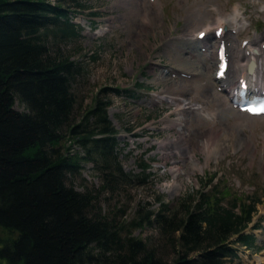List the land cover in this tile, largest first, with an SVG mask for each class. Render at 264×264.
<instances>
[{
    "label": "rangeland",
    "instance_id": "obj_1",
    "mask_svg": "<svg viewBox=\"0 0 264 264\" xmlns=\"http://www.w3.org/2000/svg\"><path fill=\"white\" fill-rule=\"evenodd\" d=\"M60 4L70 12L68 20L76 35L62 38L48 30L44 37L52 54L67 57L80 70L71 83L74 116L91 107L94 98L109 102L106 115L116 131L117 162L128 176L118 179L112 193L103 190L98 195L101 214L124 224L132 236L146 241L169 263L172 250L158 229L146 225L134 229L130 222L144 220L147 212L155 213L161 205L169 216L179 202L191 203L198 193H223L222 205L256 198V213L244 231L253 236L252 246L234 244L236 257L226 258L223 264H264V116L237 112L217 90L215 66L209 68L205 48L200 47L212 44V35L197 44L188 41L195 40V33L207 24L213 28L218 18H224L236 48L260 39L264 0H61ZM234 9L238 31H232ZM241 41L247 44L242 46ZM172 71L177 75L184 71L188 78L176 75L179 78L170 81L166 75ZM232 75L229 72L228 77L235 82ZM114 89L120 94L115 95ZM164 92L182 93L190 104L211 111L213 119L195 112L184 126L174 127L175 105L146 104ZM14 109L23 111L17 102ZM82 166L73 187L97 189L98 172L89 162ZM13 237L0 228L1 241Z\"/></svg>",
    "mask_w": 264,
    "mask_h": 264
},
{
    "label": "trees",
    "instance_id": "obj_2",
    "mask_svg": "<svg viewBox=\"0 0 264 264\" xmlns=\"http://www.w3.org/2000/svg\"><path fill=\"white\" fill-rule=\"evenodd\" d=\"M56 1L0 0V228L14 235L0 240V261L223 264L236 257L234 244L251 247L253 236L244 231L256 213V198L222 205L223 193H198L169 216L161 205L145 214L144 224L130 222L134 229H158L172 250L169 263L124 224L101 214L98 195L112 193L118 179L128 176L117 162L109 102L94 98L74 116L71 83L80 70L52 54L44 37L48 30L62 38L76 35L70 12ZM15 102L23 111L14 109ZM88 162L101 184L77 191L72 181Z\"/></svg>",
    "mask_w": 264,
    "mask_h": 264
},
{
    "label": "bare ground",
    "instance_id": "obj_3",
    "mask_svg": "<svg viewBox=\"0 0 264 264\" xmlns=\"http://www.w3.org/2000/svg\"><path fill=\"white\" fill-rule=\"evenodd\" d=\"M238 11L236 9L233 10V14L230 17V19L233 21L231 22L232 25L234 26V28L232 29V31H238V25L236 22V20L239 19L238 16ZM224 18H218L215 20V23L213 25V28H210L209 24H207V26L199 31V32H205V36H208L209 34H211V32L215 31L217 28L219 29V37L216 40V42L214 44H209L206 46L201 45L200 47L205 48L203 56L204 59L207 61L208 64H210L209 68H213V66H215L216 64V60H215V54L214 51H211V49L209 50V48H212L213 46H216L220 40H222L223 35H227V37H224L226 39V42H224L226 44V53H227V57H228V62H229V71L231 74H233L232 76L235 77V82L236 80H243L244 78L247 77V75L250 78V82H253V87L251 86V88H259V83L261 81L264 82V34L261 35L260 39H255L253 41H251L250 43H248L245 47L243 48H236L232 38L230 37V32H228V30L224 27ZM212 27V26H211ZM217 29V30H218ZM223 29V30H222ZM197 32V33H199ZM196 33V35H197ZM188 41L191 42V44H197L200 43L197 40L194 39H188ZM188 53H191L190 51ZM230 54V55H229ZM251 61L253 63V67L251 72L248 74L246 72V65L247 63ZM215 72V70H214ZM214 77V74H213ZM233 79L231 77H228V79L225 82H222L221 84V90L224 92L227 90V83L228 84H232ZM214 83H219L217 81H215V78H213ZM220 86V85H218ZM182 86H180L177 89H181ZM261 88V87H260ZM200 107H196L195 112L198 111L199 112ZM204 115L208 118H212V113H209L208 111H206L204 113ZM263 116V115H262ZM252 118H257L256 116H250ZM261 117V116H258ZM182 142L184 144H186L187 142L182 138Z\"/></svg>",
    "mask_w": 264,
    "mask_h": 264
},
{
    "label": "snow or ice",
    "instance_id": "obj_4",
    "mask_svg": "<svg viewBox=\"0 0 264 264\" xmlns=\"http://www.w3.org/2000/svg\"><path fill=\"white\" fill-rule=\"evenodd\" d=\"M216 34L219 35L220 33L217 32ZM203 36H204V33H201L200 37L203 38ZM222 51L223 50L221 49V53H222ZM221 58H223V57H221ZM224 67L225 66L223 64L220 65L221 73L223 72ZM244 87H245L244 83L241 82V88L243 89ZM241 95H243V93H241ZM243 110H245L251 114H254V115L264 114V98H260L258 100L249 102V105L247 107L243 108Z\"/></svg>",
    "mask_w": 264,
    "mask_h": 264
},
{
    "label": "water",
    "instance_id": "obj_5",
    "mask_svg": "<svg viewBox=\"0 0 264 264\" xmlns=\"http://www.w3.org/2000/svg\"><path fill=\"white\" fill-rule=\"evenodd\" d=\"M252 66H253V64H252V62H250V63L248 64V66H247V72H248V73L251 71Z\"/></svg>",
    "mask_w": 264,
    "mask_h": 264
}]
</instances>
